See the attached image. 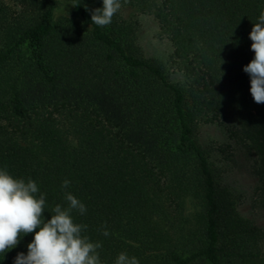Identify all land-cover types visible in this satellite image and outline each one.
<instances>
[{"label":"trees","instance_id":"16d2710c","mask_svg":"<svg viewBox=\"0 0 264 264\" xmlns=\"http://www.w3.org/2000/svg\"><path fill=\"white\" fill-rule=\"evenodd\" d=\"M13 1L19 9L0 0V168L37 183L45 219L67 207L66 192L77 197L86 212L74 220L102 244L101 264L121 252L139 264H264V231L197 137L202 118L230 111L264 198V104L243 71L264 0H120L156 18L187 87L144 56L121 9L99 27L102 0ZM33 236L0 264L27 254Z\"/></svg>","mask_w":264,"mask_h":264},{"label":"clouds","instance_id":"9594fccd","mask_svg":"<svg viewBox=\"0 0 264 264\" xmlns=\"http://www.w3.org/2000/svg\"><path fill=\"white\" fill-rule=\"evenodd\" d=\"M102 3V8L91 13L92 24L99 27L110 25L121 9L120 0H102ZM249 39L254 57L243 71L250 77L254 102L264 104V11L254 23ZM69 185L70 181L64 180L62 188ZM65 200L67 207L56 204L51 209V218L46 220L45 194L37 183L30 178L27 181L15 178L6 168H0V254L15 248L23 236L34 233L27 254L18 253L13 264H101L98 249L102 244L92 242L84 234L87 225L76 223L73 217L74 211L83 215L85 205L70 192L65 193ZM103 235L108 236L109 232L104 230ZM114 264H139V260L121 252Z\"/></svg>","mask_w":264,"mask_h":264},{"label":"rangeland","instance_id":"374dc122","mask_svg":"<svg viewBox=\"0 0 264 264\" xmlns=\"http://www.w3.org/2000/svg\"><path fill=\"white\" fill-rule=\"evenodd\" d=\"M1 1L14 10L19 9L13 0ZM121 15L138 23L137 42L144 56L162 62L173 82L189 86L191 78L177 70L174 45L161 34L156 18L132 7L122 8ZM197 137L210 153L222 182L236 192L239 212L264 231V198L255 173L257 157L244 140L237 119L227 110L209 113L199 121ZM262 250L264 252V240Z\"/></svg>","mask_w":264,"mask_h":264}]
</instances>
